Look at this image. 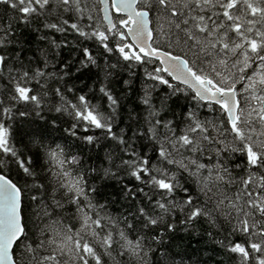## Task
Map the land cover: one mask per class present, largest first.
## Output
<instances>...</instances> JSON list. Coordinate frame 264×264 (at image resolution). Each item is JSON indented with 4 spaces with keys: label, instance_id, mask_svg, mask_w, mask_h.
<instances>
[{
    "label": "snow or ice",
    "instance_id": "6c2138e0",
    "mask_svg": "<svg viewBox=\"0 0 264 264\" xmlns=\"http://www.w3.org/2000/svg\"><path fill=\"white\" fill-rule=\"evenodd\" d=\"M0 264H264V0H0Z\"/></svg>",
    "mask_w": 264,
    "mask_h": 264
}]
</instances>
